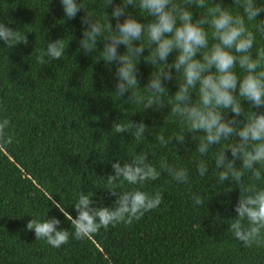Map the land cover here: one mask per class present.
Returning a JSON list of instances; mask_svg holds the SVG:
<instances>
[{
	"label": "trees",
	"instance_id": "obj_1",
	"mask_svg": "<svg viewBox=\"0 0 264 264\" xmlns=\"http://www.w3.org/2000/svg\"><path fill=\"white\" fill-rule=\"evenodd\" d=\"M233 2L223 0L225 6ZM83 3L104 22V0ZM192 10L199 18L201 10ZM105 11L111 15L112 7ZM128 11L141 22H150L139 10L130 6ZM83 15L82 10L75 19L65 20L60 0H0V23L25 32L29 41L12 49L0 42V117L11 120L15 137L0 150V264H264V248L246 249L228 233L226 220L237 215L233 209L240 193L235 183L218 181L212 156L216 148L203 157L209 172L201 178L196 168L201 157L191 139L154 147L155 134L167 137L179 130L178 124L166 117L168 109L144 111L142 104L125 101L130 93L121 99L115 96V65H106L99 52L78 50ZM258 19H264V13ZM59 39L65 47L62 59L37 63L41 50ZM261 45L264 38L257 34L255 46ZM97 47L102 50L103 42ZM118 51L123 54L126 49L121 46ZM142 55L147 56V50ZM174 58L175 53L169 62ZM134 62L141 88L133 91L144 94L142 88L154 68L146 59ZM166 87L169 95L178 90L175 79ZM194 95L198 96L195 90ZM163 99L167 105L171 97ZM244 106L251 111L250 105ZM113 121H143L145 138L137 142L128 134L112 133ZM136 152L146 153L158 170L161 158L186 168L189 182L178 184L161 173L159 180L142 188L163 193L158 209L131 226L101 229L91 240L70 237L69 243L54 248L27 230L32 218L55 217L61 221L58 230L74 232L52 199L76 218L72 206L81 191L93 195L95 207H112L116 197L105 191L111 164L130 160ZM244 179L250 182L247 176ZM127 190L126 183L118 189ZM193 194L203 198V206H194Z\"/></svg>",
	"mask_w": 264,
	"mask_h": 264
},
{
	"label": "clouds",
	"instance_id": "obj_2",
	"mask_svg": "<svg viewBox=\"0 0 264 264\" xmlns=\"http://www.w3.org/2000/svg\"><path fill=\"white\" fill-rule=\"evenodd\" d=\"M60 3L65 20L75 19L83 10L78 50L99 52L106 65H115V96L121 99L130 93L125 101L142 104L144 111L168 109L166 117L174 118L178 124L179 130L167 137L155 134L154 147L168 146L173 141L185 144L191 139L201 157L196 161L201 178L209 172L203 157L216 148L212 156L218 181L235 183L240 193L233 209L237 215L226 220L228 233L246 249L264 248V186L257 183L264 182V112L256 111L264 108V45L255 46L257 34L264 38V19H258L264 13V3L234 0L225 6L223 0H121L117 4L115 0H104L103 23L94 10L85 9L83 0ZM109 6L111 15L105 11ZM130 6L149 17L150 22L134 18L128 11ZM194 8L201 10L199 18H194ZM0 42L12 49L20 44L27 46L29 41L25 32L0 23ZM98 42H103L102 50L98 49ZM121 46L126 49L123 54L118 51ZM146 50L148 55L143 56ZM64 54V42L59 39L49 42L36 60L43 65L61 60ZM135 58L146 59L154 68L142 88L144 94L133 91L137 86L141 88ZM173 79L178 90L169 95L166 82ZM165 95L171 97L167 105ZM245 104L251 106L250 112ZM146 128L143 121L112 122V133L128 134L137 142L145 138ZM12 129L11 120L0 117V150L13 143ZM111 167L113 172L107 176L105 191L116 197L112 207H95L93 195L81 191L72 206L77 212L73 218L66 207L51 198L52 205L71 223L74 232L58 230L61 221L55 217L44 221L32 218L27 230L34 231L37 241L44 240L54 248L69 243L70 237L91 240L101 229L131 226L158 209L163 193H149L142 188L147 182L159 180L161 173L178 184L189 182L186 168L170 165L161 158L158 170L144 152H136L130 160L114 162ZM245 176L250 182H245ZM125 183L130 190L118 191ZM190 199L194 206L204 205L199 195L193 194Z\"/></svg>",
	"mask_w": 264,
	"mask_h": 264
}]
</instances>
